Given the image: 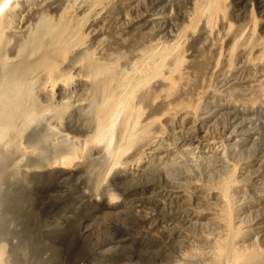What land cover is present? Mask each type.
I'll list each match as a JSON object with an SVG mask.
<instances>
[{
    "label": "rangeland",
    "instance_id": "obj_1",
    "mask_svg": "<svg viewBox=\"0 0 264 264\" xmlns=\"http://www.w3.org/2000/svg\"><path fill=\"white\" fill-rule=\"evenodd\" d=\"M71 1L89 10L88 0H15L0 13V92L14 79L9 98L33 93L55 108L26 134L0 112L2 264H264V0H222L210 20L197 13L210 0H106L95 10L81 50L119 70L148 45H176L135 92L148 133L118 157L84 142L96 126L92 83L73 75L74 62L62 66L72 80L62 91L23 74L27 38Z\"/></svg>",
    "mask_w": 264,
    "mask_h": 264
},
{
    "label": "bare ground",
    "instance_id": "obj_2",
    "mask_svg": "<svg viewBox=\"0 0 264 264\" xmlns=\"http://www.w3.org/2000/svg\"><path fill=\"white\" fill-rule=\"evenodd\" d=\"M105 1L106 0H88V2H90V7L88 8L89 10L84 11L82 14L77 13L78 9L76 10V8H78V7H76L77 5L75 6V4H73V1H71L72 3L68 2L70 4H67V6L64 8V10L59 15V18L56 19V21L55 20H51L49 22H46V21L43 22L42 21L39 24L38 29L34 32V34L32 36L30 35L31 37L29 39L27 38L26 44L22 43V44H24V46H22L21 51H20V55H21L20 59L22 61L23 74L25 77L31 79V81H33V83L37 82L41 78H43L49 86H51L52 88H56L60 91H62L66 88L67 84L69 83V79L71 78V71L67 70V69H63L62 66L64 65V63H65V65H66V63H69L67 61L74 62V69L77 71H80V75H75V74H73V75L74 76H80L81 79H83L85 81H89L92 83L91 84V90H92L93 98H91L92 100L91 99L90 100L92 101L94 120H95L96 126H95V129L91 133L89 132L90 134L87 135V138L85 137L86 139L84 140V142L89 141V142L103 143L104 144V147H103L104 151L111 154V152H113V151L110 152V149L113 150L112 148H114V150H115L114 154L116 155V157H118V155H120L124 151L130 149V147L133 146L137 140H139L141 137L145 136L148 133L146 125L142 124V121L140 120L141 116H140L139 110H141V109L139 107H138L139 109H137L134 106L135 104L133 105V99L135 97V92L137 91V89L139 87H141V85L145 84L146 81H149L152 76L155 75V77H156L157 74H159V72L161 71L162 66L164 64V61L167 59V57H170L172 54L174 55L173 48L176 45L175 46L173 45L174 47L173 46L168 47L165 45H163V46H161V45L160 46H156V45L146 46L145 45L146 47H144L142 49V51L139 52V53H141V56H140V58H137V59H139L138 62L136 64L132 65L134 67H132V68L128 67V68H131V70H128V69L119 70L118 60L112 61L113 60L112 59L111 61H107V60H103L102 58L96 59V57H95L96 54L94 53L95 49L93 51L92 50L89 51V49L81 50L85 46V45L84 46L82 45V43L84 44V41H85L84 40L85 36L83 35V27L85 25V22H87L88 20L92 21L91 20L92 17H94V15H96L98 12H100V11L96 12L95 10L98 7H100V5L102 6ZM13 2L15 3V0H0V13H2V11L4 12V10L8 6H10ZM18 2H16V3H18ZM78 2H79V0H78ZM74 3H76V2H74ZM84 4H85V6H84ZM84 4L81 5L82 7L79 6L80 10H81V8L86 7L87 4L86 3H84ZM221 6H222V0H210L207 4H205V3L198 4V12L197 13L198 14H201L204 12L207 13L206 15L210 16V18H209V20H210V19L214 18L212 16L216 11H218V10L220 11ZM103 10H105V8ZM81 12H82V10H81ZM101 17H102V15H101ZM198 19H199V17H198ZM90 21H88V22L90 23ZM94 23H96V22H94ZM3 25H4V21L1 20L0 21V45H2L3 42L5 41V37L3 36V32H2ZM84 31H86V30H84ZM92 36H94V35H92ZM173 42H176V41H173ZM177 49H179V48H177ZM177 49H175L176 52H179L180 50L178 51ZM75 51L76 52L79 51V52L75 53V56L73 58H71V60H70L71 54H73ZM176 52H175V54H177ZM181 54H179V55H181ZM101 55H103V54H101ZM137 55H139V54H137ZM118 56H120V55H118ZM130 56H131V54H130ZM0 57H1V55H0ZM182 58L183 57H181V56H177V61L180 62L182 60ZM121 66H123V65H121ZM3 75L6 77L5 74H3ZM12 80H14V79L9 80V82L10 81L13 82ZM70 81L72 83L71 79H70ZM9 82L6 83L5 86H3V89H1V92H0V112L1 113L4 112V113H2V115H4V114L6 115L7 113L9 114V112H12V114H13L14 113L13 110L14 109L16 110L15 103L17 101H19V103H21V105L25 104L26 105V107L24 106L25 107L24 108L25 114L20 115V116L18 114L17 115L14 114L15 115V118H14V117H11L12 114L10 113L11 115L7 116L6 120H9V118H10L9 121L12 122V124L14 123V121H16V123L14 124L16 128H14V130H13V131H15V134H17V132L19 130H20V132H21V130H23V132H25V133L21 132V134H26L27 131H24V130H26V129L28 130L29 128H33L34 127L33 124L38 123L37 121L40 120L41 117L45 118L42 115H43V112L46 111L47 108H44L40 104V102L32 96L33 93L32 94H24L25 92L22 93V91H21L22 95L17 96V97H22L21 100H18L17 97H12V96H11V98H9L8 97L9 94H7V93H11L10 90L14 86V82H13V84H10L11 82L10 83ZM21 82H23V80H21ZM87 86H89V85H87ZM67 87L69 89V86H67ZM71 88H72V86H71ZM13 90H14V88H13ZM74 90H76V89H74ZM53 92H54V94L56 93L55 91H53ZM89 92H90V89H89ZM72 93L74 94V91ZM82 93H84V92H82ZM40 94L42 95V93H40ZM77 94H78V92H77ZM16 95H18V94H15V96ZM78 95H80V94H78ZM87 95H89V94H87ZM52 97H51V99L49 98V101H51V100L53 101ZM54 97L57 98V95H54ZM136 100H138V99L136 98ZM55 103H57V102H55ZM134 103H136V101ZM69 107L70 106H68L67 108L69 109ZM88 108H90V107H88ZM48 109H50V111L51 110L55 111V108L53 106L49 107ZM70 109H71V107H70ZM16 113H18V112H16ZM46 114L48 115V113H46ZM51 114L52 113H50V115ZM58 114L59 113H56L57 116H58ZM47 115H45L46 118H47ZM56 115L53 114V116H56ZM53 116H51V118H53V120H55V117H53ZM71 117H73V116H71ZM1 118H2V120H4L3 117H1ZM4 118H6V116ZM51 118H50V122L53 121V120H51ZM48 119H49V117H48ZM159 119H160V117H159ZM79 120H78V122H79ZM1 123H3V122H1ZM4 123H3V125H5ZM61 123H63V122L61 121L59 124H61ZM6 124H8V123H6ZM69 124H67V125H69ZM32 125H33V127H32ZM51 125H53V123ZM80 126H81V124H80ZM86 126H88V125H86ZM86 126L84 125V127H86ZM6 127H4V128H6ZM52 131H54V130H52ZM1 132H0V134H1ZM15 134L13 133V136L17 137V135L15 136ZM84 134H87V133H84ZM8 135H9V132H8ZM11 139L12 138H10V140ZM2 140H5V139H3V137H2ZM6 141L8 142V140H5V143H6ZM10 142L11 141L6 143L7 144L6 147L11 146L9 144ZM12 142H13V145H15V150H16V151H14V153L21 151V150H18V147L22 144L20 142V140L19 141L14 140ZM0 145H1V143H0ZM2 146H4V144ZM69 146H70V144H69ZM72 147L70 146L69 148H71V150H72ZM75 148H77V147L75 146ZM67 152H68V150H67ZM68 153H71L68 156H74L76 154V152L75 153L68 152ZM62 156H65V155L62 154L60 157L50 160L47 163L48 164L47 166L50 167V166L57 165L59 161L61 162V164L64 163L60 160V158ZM15 157H18V156L14 155V158ZM11 175H12V173H11ZM219 247H221V246H219ZM223 247H221V248H223ZM7 250H8V248H7ZM2 253L3 252L0 251V264H2ZM254 256L255 255H249V256L240 255V257L236 258L237 259L236 261H240V262L243 261L245 263L249 259H252ZM236 261H235V263H236ZM250 262H251V260H250Z\"/></svg>",
    "mask_w": 264,
    "mask_h": 264
}]
</instances>
